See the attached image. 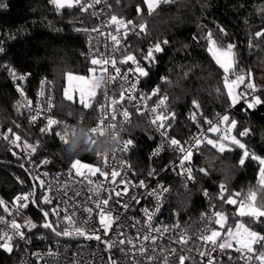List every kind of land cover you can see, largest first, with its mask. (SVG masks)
Instances as JSON below:
<instances>
[{"label":"trees","instance_id":"16d2710c","mask_svg":"<svg viewBox=\"0 0 264 264\" xmlns=\"http://www.w3.org/2000/svg\"><path fill=\"white\" fill-rule=\"evenodd\" d=\"M0 4L5 5L0 7V46L4 48V52L0 53V66L7 65L18 74H28L27 84L31 94L41 77L53 78L56 82L58 114L86 117L92 112L96 116L99 94L89 109H84L77 101L67 100L62 94L67 73H88L92 66L85 34L74 31L76 27L95 24L89 12L67 7L57 12L51 0H0ZM261 8H264V0H175L174 3L162 2L151 12L144 0L112 1L110 15H116L126 23L131 22L128 26H144L137 37L140 44L165 39L169 41L164 46V52L158 53L157 63L150 69V81L159 84L168 94V112L176 116L171 120L173 131L180 138L187 139L191 134L193 100L199 103L204 117L230 108L227 89L223 84V70L207 51L205 34L208 31L213 33L219 46H226L228 42L238 45L237 71L243 74L250 70L254 74V82L257 85L261 83L259 76L264 70V43L253 40V44L259 46L248 47L250 34L264 29V12L260 11ZM217 26L223 27L228 36H223ZM217 89L220 91L217 92ZM260 90L264 91V86H260ZM231 118L238 121V130L250 128V135L241 140L257 155L264 157V104L245 112L236 104L231 110ZM26 119L6 69H0V124L3 128L11 129L14 135L39 141L37 157H50L55 169L70 166L75 159L89 162L95 156V150L84 136L64 144L50 131L40 133L38 128L29 126ZM130 132L137 142L134 163L145 167L154 147L152 133L141 120L135 121ZM241 154L236 147L221 154L211 145L203 144L193 164L196 185L186 190L183 183L174 177L167 206L197 219V212L193 210L195 206L197 210L202 203L196 195L198 188L216 196L219 184L224 182L228 187L225 198L229 195L236 199L245 198L249 191L255 190L256 205L264 208V187L257 190L256 185L260 166L250 159L246 160L244 166H239ZM0 160L6 161L0 162V200L4 201V205H0V213L3 215L7 213L5 206L17 194L34 185L28 172L15 164L21 163L12 159L5 145H0ZM200 168L207 169L209 174L205 176L199 173ZM235 193L240 195L237 197ZM42 194L38 188L37 198ZM217 206L219 209L221 206L226 208L228 222L232 225L241 220L253 230L264 233V223H255L250 217L237 215V204L219 200ZM42 207L47 209L48 205ZM26 212L34 221L43 222L42 214L33 204ZM261 220L264 221V218ZM227 228L229 226L226 225L225 230ZM21 255L17 244L11 253L0 249V264H18ZM185 264L199 263L187 261Z\"/></svg>","mask_w":264,"mask_h":264},{"label":"snow or ice","instance_id":"6c2138e0","mask_svg":"<svg viewBox=\"0 0 264 264\" xmlns=\"http://www.w3.org/2000/svg\"><path fill=\"white\" fill-rule=\"evenodd\" d=\"M100 0H94V3H99ZM147 4L148 9L153 10L161 0H144ZM164 3L172 2L175 0H163ZM51 3L57 10L67 8H73L74 6H79L81 11L87 12L90 7H93L92 4H89L87 0H51ZM0 7H5V5L0 4ZM138 12L140 9H137ZM261 12H264V8L260 9ZM246 22V21H245ZM111 24L117 25V32H119L120 26H123L126 30L128 25L131 22L126 23L122 19H118L116 15L111 16ZM135 26H133L134 29ZM219 32L227 37V31L220 26H217ZM141 31H143L144 26H140ZM78 31L80 29H77ZM92 31L99 32L98 28H93ZM101 35H103L101 33ZM110 39L118 46L120 40L117 35L108 34ZM127 35V31L125 32ZM251 39L248 41V47L254 48L259 45H254L253 40L260 41L264 43V29L257 30L254 33L250 34ZM196 39V38H194ZM205 40L207 42V51L212 54V58L215 63L223 70V84L224 88L227 89V97L230 100V107H234L241 100H244L246 103V109H253L257 105L264 104V91H261L257 88V85L254 83V74L250 70H246L243 74L237 75V53L236 49L238 45L228 42L226 46H219L217 40L215 39L213 33L208 31L205 34ZM169 44L168 40H163L155 43L151 47L144 59L148 60L150 63L154 62L156 57L154 53H163L165 48ZM187 47V45H185ZM123 51L122 49H118ZM4 52V48L0 46V53ZM131 61L136 67L129 68L127 71L121 73V68L117 66L116 58H105L101 56L100 58H94L91 60L92 65H108L111 64L114 69L115 76L109 74L107 79L109 82L119 79L122 83L119 84L120 94L119 101L113 99L111 104L113 106L117 105L120 102L125 101L126 99L133 104V107L137 108V111L140 115H143V112H140L138 105L135 103L137 100L136 90L140 82V78L148 77L149 71L140 65V62L136 59L135 55L129 54L125 56L122 60L119 61L120 64H127ZM11 75L13 80L24 81L27 77L25 75H18L16 70L10 66H3ZM132 74L135 79L130 80L129 74ZM138 74V75H137ZM235 76V79L231 77ZM68 81H78L81 84L79 89L80 92V103L83 105L84 109H89L92 107L91 104L85 102L84 97L94 96L97 86L94 79H86L83 76H73L69 74L67 76ZM166 81V78H163ZM247 79V82H246ZM246 82V90L243 93L234 94V88L240 84ZM45 82L42 81V90L40 95H44L43 86ZM127 85V87H126ZM17 91L23 96V89L17 86ZM217 92L220 90L217 89ZM259 92L260 94H257ZM251 93V98L249 99V94ZM160 94V88L156 87L153 89L151 96H158ZM64 96L67 100L71 101L73 99L72 95L69 94L67 88L64 89ZM151 96H140V100L151 99ZM105 98L107 99V92H105ZM167 96L164 95L159 97V103L152 107L149 111L155 115L152 116L150 124L155 126L156 131L161 137H165L166 143L174 151H178L180 155L179 165L181 172L179 174L184 176L185 188L187 190V182H195V175L193 167L191 164L186 163L192 160L194 151H199V148L202 143L211 145L212 148L218 150L219 153H225L226 151H232L233 147H236L241 150V156L238 161L239 166H244L246 160L257 161L259 164V183L264 185V157L257 155L253 150L249 149L247 145L242 142L240 138L247 137L250 135V128L245 127L244 130H238V121L235 118H231L230 115H223L219 118L216 124H213L211 120H208L209 125L207 131L212 133H221L216 138H207L206 135L201 132L198 136H193L190 141H187L188 147H185L180 140L169 136V130L171 129V124H166L165 121L174 120L176 118L175 113L164 114L163 112L158 113V109H161L165 105ZM31 104V101H28ZM195 109H199L200 105L197 101H192ZM53 105L49 103L48 107L51 109ZM121 114L119 109L113 108V110L108 113L103 107L101 109V117L92 129L93 133L96 135H103L105 128L111 127L113 130L116 126V117ZM129 111L124 110L122 116L124 118L123 122L130 124L131 120L129 119ZM111 117L110 119L108 117ZM37 119L36 115L31 117L32 122H35ZM191 119L195 122L197 117L193 113ZM59 122L56 119L48 118L47 127L41 128V133L49 132L52 129L53 125H57ZM221 125L225 127L222 129ZM236 131V134H231L233 131ZM11 129L9 132L11 133ZM59 139L64 143H68L67 134L56 133ZM239 137V138H238ZM7 139L8 137H4ZM20 141V136L16 135L15 139L11 143L15 144ZM18 146V145H17ZM26 149H30L31 152L36 151V147L24 143ZM131 147H134V142L129 139L122 143L120 151L128 152ZM163 150V144L157 148L152 156L156 157L160 155V152ZM99 158L107 161V154L100 155L96 154ZM42 164L50 163L49 160H44ZM172 169L175 170V162L171 165ZM73 170H75V176L82 177L81 180H76L73 177ZM130 171V166H128ZM169 170L168 167H162L161 172L166 173ZM199 173L207 176L209 173L207 169L200 168L198 169ZM97 173L100 176L105 177L106 179L110 175V185H116L115 187H110L109 189H104L100 185H96L94 181L88 178L89 174L95 176ZM121 173L115 169L109 172L103 170L100 167H91L87 164L81 163L79 159H75L71 163V167L67 173V176L71 179H63L60 175L55 177H49L47 172L42 174H37L32 177L34 181V187L39 188L42 191L40 197L35 196V192L27 193L22 196L16 197L15 203L19 206V209L27 208L29 203L36 205L43 216V222L40 224L33 223L31 220H26L24 223H17L15 219H12L10 222L11 231H3L0 233V249L5 250L6 252L11 253L13 251V243L16 240H23L26 243L29 242L28 237L25 235V230L31 231L33 229L43 228L50 232L56 237H82L88 241L98 242V245L101 246L102 252L96 254L95 259H103L104 264H119V260L111 255L113 250H119L121 253L128 255L132 249H136L137 246L134 243V238L129 237L124 231L125 228L132 227L137 229V237L139 239L142 231V227L146 226L149 230V233L155 232L159 236L163 237L165 233L172 231V228L169 226L156 227L153 223L154 218L157 213L160 212L163 207V196L164 193L169 192V189L163 185L159 186V189H154L148 192V195L155 197L156 206L155 209L150 211L147 208L143 209V215L146 217V225H142V221L137 219L134 223H130L129 216L127 213L131 211V204L129 201H132L136 204L140 203V198L143 194H140V197L131 196L128 199H124L128 195L129 187L132 188H146L145 182L141 180L139 185H133L130 181L125 178H121L120 183L124 184V188L120 189L119 185L116 184V178L120 176ZM148 175L150 177H155L157 172L155 169L149 171ZM86 181V184H85ZM38 182V183H36ZM220 196L219 199L227 204H237V200L233 198L232 195H229L225 198L224 193L227 190L226 185L221 183L219 185ZM190 191V190H189ZM71 193V195H70ZM203 195L207 196L208 192L205 190ZM235 196H239V193H235ZM256 193L249 192L248 201H241L238 206V215L240 217H250L255 223H264L261 218H264V208L256 207L251 203L255 201ZM123 201V202H122ZM0 205H4V201L0 200ZM42 205H54L51 208L45 209ZM18 209V210H19ZM5 211H8L7 206H5ZM217 219L215 223L220 225L223 230L225 224L227 223V216L223 213L217 211L215 212ZM210 219V218H209ZM63 226V227H61ZM141 226V227H137ZM179 227V225H176ZM183 231L180 235V238L177 240L178 243L187 244V239L183 235ZM204 235L200 237L204 241L205 245H210L211 247L207 251L200 252L202 257L207 256V264H214V260L211 257L210 253L215 251L217 248L220 250L233 248V242L237 247L235 251L240 254L239 259L244 261V264H264V233L253 230L252 228L246 226L244 222H237L235 224V231L232 228L227 229L228 239L223 242L221 231H216L211 228L204 229ZM210 233V234H209ZM171 239H176V237H170ZM144 241H150L151 247L154 253L155 247H158L156 237L150 234L143 235ZM131 246V248L127 247ZM203 246V245H202ZM137 251L139 254L147 259L149 262L158 261L163 259L164 264H168L169 256L163 254V250L160 256L155 254L148 256V248L141 245ZM50 256H54L55 253H49ZM171 255H175V249L171 250ZM38 259H43V257L37 254ZM179 264H185V256L180 255L178 257ZM231 260L232 258L229 257ZM21 264H31L29 261H22ZM48 264V262H45ZM95 264V261L93 262ZM143 264V261L140 262Z\"/></svg>","mask_w":264,"mask_h":264},{"label":"built area","instance_id":"2783aa9c","mask_svg":"<svg viewBox=\"0 0 264 264\" xmlns=\"http://www.w3.org/2000/svg\"><path fill=\"white\" fill-rule=\"evenodd\" d=\"M112 1L114 0H100L99 3H94V0H87L89 4L93 5V7H90L87 12H89V14L93 17L95 24L76 27L74 28V31L85 34L87 38L86 49L91 59H98L101 56L105 58L114 57L117 59V66L121 68V73H123L129 68L134 69L136 67V65L131 61H129L127 64L119 63V61L125 56L132 54L136 56V59L140 62V65L149 71L148 77L140 78V82L136 90L137 100L135 103L138 105L140 112L144 113L143 115H140V113L137 111V108L133 107V104L127 99L115 106L111 104L113 99L119 101V84L122 83V81L119 79L112 82L108 81L107 76L109 74L115 76V72L111 64L97 65L101 69V87L98 96L96 116H93L92 112L86 117L62 116L61 114H58L56 112V82L51 77H41L38 80L35 90L31 94L27 84L29 77L28 74L17 73L18 75H25L27 77L24 81L13 80L9 72L6 70L7 75L14 85L18 104L25 112L27 117L26 121L29 126L38 128L40 131L41 128L47 127L48 118L56 119L59 123L57 125H53L50 132L54 134L59 142L63 143L56 135L58 132L61 134L66 133L68 141L78 138L79 136H84L96 152L93 159L87 162L89 166L100 167L103 170L109 172V174L113 169L119 171L121 175L116 178V184L119 185L120 189L124 188V184L120 183L122 177L130 181L133 185H139L141 180L145 182V185L147 186L146 188L129 187L128 195L124 197V199H128V197L131 196H137L139 198L140 194H143L142 198H140L139 204L129 201L131 204V211L127 213V215L129 216L130 223H134L135 220L139 219L142 221V225H146L147 218L143 215V209L147 208L152 211L156 206L155 197L148 195V192L154 189H159L160 185H163L169 189V192L164 193L163 207L161 208L160 212L156 214L153 223L156 227L169 226L172 228V231L165 233L163 237H161L155 232L149 233L148 228L143 226L140 238L135 239L137 237V229L132 227L125 228L124 231L126 234L129 237L134 238V243L136 244L137 248L132 249L128 255L121 253L119 250H113L111 255L119 260V264H140L141 261H143V264H157V261L149 262L139 254L137 249L141 245L148 248V256L153 254L160 256L163 250V254L169 256L168 264H179L178 257L180 255L185 256V262L194 261L199 264H207L208 257H202L200 255V252L207 251V249L211 247L210 245H205L204 241L200 239V237L205 234L204 229L211 228L216 231H221V236L223 239L219 242H223L224 240L228 239L227 230H225V227L222 230L220 229L219 225L215 223V220L217 219L215 212H221L217 206V201L220 200L219 186L218 194L216 196H211L206 189L198 188L196 195L202 203L197 210L196 206L193 210L194 212H197V219H193L191 216H189V214H185L179 209H170L167 206L171 192L173 190L172 179L174 177L178 178L183 183L184 188L185 180L184 176L179 174L181 172L179 165L181 154L178 151L174 152L165 142L167 138L161 137L156 131L155 126L150 124L151 118L155 114L151 113L149 110L159 103V97L166 95L167 99L165 105L162 106L161 109H158V113H169L167 107L169 101L168 94L164 92L159 84L152 83L150 81V69L157 63L158 53H154V56L156 57L154 62L150 63L148 60L144 59L148 50L157 42H150L144 45L140 44L137 40V37L140 35V26L137 25L128 26L127 30L123 26H120L119 32H117V25L110 23L112 16L110 15ZM73 8L80 7L74 6ZM54 9L57 12H61L63 10H57L55 7ZM133 26H135L134 29ZM93 28H98L99 32L92 31ZM77 29L80 30L78 31ZM126 31L127 35H125ZM101 33L103 35H101ZM109 33L112 35H117L118 39L120 40L118 46L110 39L108 35ZM118 49H122L123 51ZM3 66H0L1 70L5 69ZM236 74L240 75L238 71ZM231 78L235 79V76H232ZM129 79L134 80L135 77L130 73ZM42 81L45 82L43 86V96L40 95L42 90ZM17 86L23 89V96L17 91ZM156 87L160 88L159 97L151 96L153 89ZM257 88L260 90V86H257ZM245 90L246 83L239 84L238 93H243ZM105 92H107V99L105 98ZM257 94L260 93L257 92ZM142 95L151 96V99L142 101L140 100V96ZM250 98L251 93L249 94V99ZM28 101H31V104H29ZM49 103L53 105L51 109L48 107ZM238 104L241 106L242 111L245 112L248 110L246 109V103L244 100H241ZM102 107L108 113H110L115 107L119 109L121 114L117 115L116 117V126L114 130L111 127L105 128L103 135H96L93 133L92 129L96 126L101 117ZM125 109L129 111V119L131 120L130 124L123 122L124 118L122 116V112ZM233 109L234 107H230L228 110L216 113L211 117H204L201 112H191V116L193 113H195L197 119L195 122L191 119V134L187 139H182L174 133L171 119L165 121L166 124L172 125L171 129L169 130V136L180 140L185 147H188V144L186 143L187 141H190L193 136H198L201 132H203L207 138H216L218 135L223 134V132H208L207 129L209 125L207 121L211 120L213 124H216L219 118L223 115L227 114L231 117V110ZM33 115L37 116L35 122H32L31 120ZM94 117L96 118L95 120ZM108 118L110 119L111 117L109 116ZM137 120L143 121V123L151 131L154 140V147L149 153L145 167H139L134 163V154L137 148V142L132 137L130 130ZM224 127V125H221L222 129ZM231 134L234 135L235 131H233ZM15 136L16 135H14L12 131L10 133L9 129L3 128V126L0 124V145H5L7 147L13 160L25 164L32 177L36 176L37 174L47 172L49 177L60 175L63 179H71L67 176L71 165L61 169L53 168L50 157H37L38 148L40 146L39 141L34 142L27 139L26 137H20V141L13 144L11 141L15 139ZM4 137L8 138L5 139ZM129 139L134 142V147H131L128 152L120 151L122 143ZM25 142L35 146L36 151L31 152L30 149H26L24 147ZM162 144L163 150L160 152V155L153 157L152 153ZM203 144L205 143L201 144L199 151H194L192 158L193 161L195 157L200 155ZM96 154H107V161L99 158ZM44 160H49L50 163L46 165L42 164L41 162ZM173 162H175V170H173L171 167ZM186 163L191 164L190 161ZM191 165L193 167V164ZM128 166H130V171L128 170ZM162 167H168L169 170L166 173L161 172L160 170ZM152 169H155L157 172L155 177H150L148 175L149 171ZM73 177L76 180L83 179L82 177L75 176V170H73ZM88 178L94 181L96 185L102 186L104 189H109L110 187L116 186L110 185V175L106 179L105 177L100 176L99 173H97L95 176L89 174ZM195 185L196 179L194 183L187 182V189H191ZM226 189L227 190L225 191L224 196L228 192L227 185ZM205 190L208 192L207 196L203 195ZM32 192H34V187L28 188L26 191L17 194L14 199L9 202V205L7 206V213L3 215L0 213V233L3 231H11L10 222L12 219H15L17 223H23L26 220H31L33 223L40 224V222L34 221V219L26 212L31 203H29L27 208L22 209H19V206L15 203L16 197ZM240 202L241 201L238 202V206ZM53 206L54 205H48V208ZM20 217H23V219ZM176 225H179V227H176ZM137 227L139 228L141 226ZM182 230H184L183 235L188 241L187 244L177 242V240L180 238ZM144 234H150L156 237L158 247H155L154 253L151 247V242L143 240ZM25 235L29 239L28 243L23 240H16L13 243V249H15V245L17 244L20 246L22 251L21 260L18 264H21L22 261H29L31 264H45V262H48V264H93L94 261L95 264H104L103 259H95L96 254L102 252L101 246L98 245V242L88 241L82 237H56L43 228L33 229L31 231L25 230ZM170 237H176V239H171ZM233 245V248L230 249L220 250L217 248L215 251H212L210 255L214 260V264H244V261L239 259L240 254L235 251V247H237V245H235L234 242ZM127 247L131 248V246ZM172 249H175V255H171ZM50 252L55 253V255L50 256ZM37 254L43 257V259H38ZM229 257L232 259L230 260ZM158 264H164L163 259H160Z\"/></svg>","mask_w":264,"mask_h":264},{"label":"rangeland","instance_id":"374dc122","mask_svg":"<svg viewBox=\"0 0 264 264\" xmlns=\"http://www.w3.org/2000/svg\"><path fill=\"white\" fill-rule=\"evenodd\" d=\"M163 2V0H161V2L160 3H158L157 5H156V7L153 9V10H151V12L152 11H154L161 3ZM100 73H101V69L97 66V65H92L91 67H90V69H89V71H88V73H84V74H81V73H73V72H69V73H67V75H66V77H65V83H64V86H63V91H62V94H63V96H64V89L65 88H67L68 90H69V94L70 95H72V97H73V99H72V101H77L79 104H81L80 103V92H79V89H80V87H81V84H80V82H78V81H68V79H67V76L69 75V74H71V75H73V76H83V77H85L86 79H94V81H95V84H96V86H97V88L98 89H96V92H95V95L94 96H88V95H86L85 97H84V100H85V102H87V103H89V104H91L92 105V103H93V101L95 100V98L98 96V94H99V91H100V87H101V76H100ZM259 80H260V84H258L257 86H261V87H263L264 86V70L262 71V73L260 74V76H259ZM246 82H247V79H246ZM245 82V83H246ZM240 84H242V83H240ZM238 88H239V84L234 88V94H236V93H238ZM65 97V96H64ZM198 103V102H197ZM199 104V103H198ZM192 110L193 111H195V112H201V110H200V107H199V109H195L194 108V106H193V108H192ZM222 135V134H221ZM239 138V137H238ZM241 139V138H240ZM234 148V147H233ZM81 161V163H83V164H87V165H89L86 161H82V160H80ZM221 183H224V182H221ZM256 185H257V190H260L262 187H264V185H261L260 183H259V172H258V175H257V179H256ZM249 192H255L256 193V191L254 190H251V191H249ZM249 192L247 193V196L245 197V198H234V199H236L237 200V205H238V202L239 201H242V200H244V201H248V194H249ZM256 198H257V193H256ZM251 203H253V205L254 206H256V207H258L257 205H256V199H255V201H252ZM220 211H221V213H223L225 216H227L228 215V212H227V210H226V208L225 207H223V206H221L220 207ZM237 215H238V207H237ZM239 216V215H238ZM238 222H241V220H239ZM24 223V222H23ZM229 226V228H232L233 229V231H235V225H232L230 222H228V219H227V223L225 224V226ZM219 227H220V225H219ZM220 229H221V227H220ZM228 229V228H227Z\"/></svg>","mask_w":264,"mask_h":264},{"label":"water","instance_id":"95a60500","mask_svg":"<svg viewBox=\"0 0 264 264\" xmlns=\"http://www.w3.org/2000/svg\"><path fill=\"white\" fill-rule=\"evenodd\" d=\"M0 162H1V163H6V161H4V160H0ZM190 163H191V164H194V161L191 160ZM15 164L19 165L22 169H24L26 172H28V170H27L25 164H22V163H21V164L15 163ZM28 174H29L30 177L32 178V176H31V174H30L29 172H28ZM32 183H33V185H34V181H33V179H32ZM34 192H35V196L37 197V194H38V188L34 187ZM33 206H34L35 208H37V209L39 210V212L41 213L40 209H39L36 205L33 204Z\"/></svg>","mask_w":264,"mask_h":264}]
</instances>
